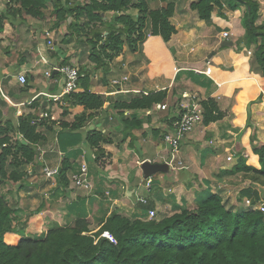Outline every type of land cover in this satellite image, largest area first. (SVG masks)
Returning <instances> with one entry per match:
<instances>
[{
  "label": "crops",
  "instance_id": "crops-1",
  "mask_svg": "<svg viewBox=\"0 0 264 264\" xmlns=\"http://www.w3.org/2000/svg\"><path fill=\"white\" fill-rule=\"evenodd\" d=\"M254 1L259 5L256 25L262 24L264 0ZM218 11L211 15V23L222 30L215 36L217 44L205 45L203 40L198 44L208 51L206 56H195L190 53L191 49L187 51V34L183 38L178 32L166 44L159 38L149 37L139 52L127 55L125 51L108 61L106 74L102 69L94 70L87 47H81L73 37L69 39V34L66 36V23L58 29L53 28L50 34L41 27L36 28L41 32L40 40L28 29L18 32L13 30V24L3 25L0 34V125L9 122V126L15 128L20 117L30 115L31 124H43L37 127V132L46 138L38 147L35 162L26 167L28 176L14 184L18 189L6 193L13 202L16 224L23 221L16 228L23 233L33 232L37 225V229H48L53 224L65 226L84 218L89 230L97 231L100 222L113 212L138 219H148L150 210L156 216L172 214L174 206H187L188 203L194 208L195 200L207 191L218 193L227 207L234 210H246L250 206L249 199L241 197L240 192L250 187L251 181L243 182L244 174L231 170L240 156L247 158V165L259 167L250 139L254 137L258 145L264 143V90L262 78L249 66V57L237 54L233 47L218 49V42H225L223 32L231 34L232 26L241 28V18L238 19L243 15L241 7L236 12L221 10L224 19L219 17ZM10 33L12 37L8 36ZM46 33L49 37L44 36ZM63 33V47L55 46L53 39ZM49 38L52 42L47 46L45 41ZM25 46L29 49L22 48ZM64 65L74 66L80 72L87 71L90 78L87 90L111 102L159 91L167 92L166 100L149 112L124 111V117L120 111H113L107 102L79 129L70 131L67 127L83 108L71 106L66 95L55 102L42 95L61 94L64 79L54 69ZM209 69L210 73L206 74ZM48 73L50 76L46 75ZM20 75L26 78L24 85L18 82ZM123 77H127L125 83L111 84ZM83 91L81 86L76 93ZM184 94L199 102L214 100L222 118L206 126L203 123L196 126L181 142L179 150L172 152L164 145L162 137L172 129L173 119L182 110L185 112L188 100L183 98ZM260 95L261 102L253 103ZM162 105L166 106L164 110L157 109ZM248 108L250 127H246ZM42 112L48 117L40 120ZM133 115L141 121V128L129 133L130 127L121 120ZM91 130L102 132L110 140L100 145L104 155L98 162L92 161L95 149L86 139ZM11 139L25 140L19 133L11 134ZM227 157H231L230 162ZM143 162L167 164L168 170L145 179L140 168ZM65 163L71 167L66 173L67 183H58L59 174L58 178L42 176L44 165L58 168L60 172ZM81 163H86L88 168L92 186L89 191L77 188L70 180L71 174L78 173ZM138 199H145L147 203H139Z\"/></svg>",
  "mask_w": 264,
  "mask_h": 264
},
{
  "label": "trees",
  "instance_id": "trees-1",
  "mask_svg": "<svg viewBox=\"0 0 264 264\" xmlns=\"http://www.w3.org/2000/svg\"><path fill=\"white\" fill-rule=\"evenodd\" d=\"M157 1L7 0L5 9L0 11V34L4 23H13L12 18L27 16L41 19L43 10L50 8L54 16L53 28L58 29L66 23L69 39L73 37L81 47H87L94 70L102 69L106 74L108 61L122 54L124 46L129 52L136 53L149 37L159 38L166 44L176 33L170 22L174 4L160 7ZM221 1L195 0L190 4V10L195 11L201 21L208 22L214 7H217L219 17L224 19ZM229 2L232 12L239 11L240 6L245 7L242 18L247 30L246 42L255 47L249 66L262 78L264 90V24L256 25L259 5L254 0ZM13 4L17 7L13 8ZM152 4L156 6L152 8ZM129 10L137 13L128 14ZM110 13L116 14L114 22L106 20ZM70 18L71 22L68 21ZM232 47L237 54L242 53L239 45ZM229 48L222 46L221 50ZM255 66L258 71H255ZM79 73L82 77L78 87H84V91L65 97L71 106L83 108L73 123L65 126L70 131L79 129L87 118L93 117V112L101 111L107 102L113 111H120L123 116L124 111L134 114L149 112L166 100L167 92L159 91L147 95L139 93L129 100L111 102L105 96L89 92L88 72L81 70ZM261 100L262 95L253 103ZM200 105L203 125L222 118L214 100L201 101ZM248 110L246 127L251 126ZM123 117L121 121L130 127L129 133L141 128V121L134 115L128 119ZM32 119L30 115L20 117L15 128L10 127L9 122L5 126L0 125V264H264V211L254 208L261 202L264 206L263 192L254 189L257 185L264 187V143L256 144L254 137L250 143L259 167L247 165V158L240 156L231 170L232 173L249 176L251 181L250 187L240 192L241 197L249 199L250 206L246 210L227 207L218 193L207 191L195 200L192 210L183 204L174 206L169 216L148 220L147 217L127 218L113 212L100 222L97 231L89 230L86 220L78 218L70 225L53 224L48 229H37V225L31 235L22 237L23 230L16 228L15 211L2 195V189L5 182L16 184L28 176L26 166L35 162L38 147L46 141L37 132V127L43 124H31ZM15 133L21 134L25 140L12 141L11 134ZM86 139L88 145L95 149L92 161L98 162L104 155L100 145L108 144L110 140L95 130L87 132ZM69 169L70 165L65 163L59 172V184L68 182L66 173Z\"/></svg>",
  "mask_w": 264,
  "mask_h": 264
},
{
  "label": "rangeland",
  "instance_id": "rangeland-1",
  "mask_svg": "<svg viewBox=\"0 0 264 264\" xmlns=\"http://www.w3.org/2000/svg\"><path fill=\"white\" fill-rule=\"evenodd\" d=\"M6 1L7 0H0V11H2L3 9H5V5H6ZM80 2H82V0H80ZM192 2H195V0H164V1H161V0H158L157 1V6H160V7H165L166 4H169V3H173L175 8H174V14L173 16L171 17L170 19V22L171 24L175 27L176 29V33L174 34V36L177 35V33L181 32L182 35H183V38L185 36V34H187V38H186V43H187V51H189L191 49V54H194L195 56L200 54V55H204L205 56L208 54V51H206L205 49L202 50L201 47L199 46L198 47V44L200 43V40L205 43H215L217 41V39L215 38V36H218L219 33L222 32V30H217L216 26L214 24H212V20L210 19V21L206 22V21H201L198 16H197V13L195 11H192L190 10V4ZM223 4V9L224 11H229L230 10V7H229V0H223L221 2ZM17 7V5L13 4L12 7ZM156 5L152 4L151 7L154 8ZM241 7V12L244 13L245 11V7L243 6H240ZM217 7H214V10L213 12H217ZM51 9L50 8H46L45 10H43V18H38V19H32L30 17H27V16H21L19 18H12L11 20H13L12 22L13 23H10V24H13L12 25V28L13 30L15 31H18L20 32L21 29H28L27 31L30 32L32 31L33 35L38 36V39L40 40V34L41 32L39 33L38 30H36V28L38 27H41L43 30H45L46 32H48L50 34V31H53V25H54V16L50 13ZM212 12V14H213ZM128 14H135L137 13L136 10H129L127 12ZM243 17V16H242ZM242 17H239L238 19H240V23H239V26L241 27L240 29L239 28H234L233 26L230 28V31H231V34L229 33V37L228 39L234 43L233 46H237V45H240L242 44L243 42V45L241 46L242 47V53L246 56V57H249L251 60L253 59V56H254V52H255V47L252 46V45H247V42H246V39H247V30L243 24V18ZM116 19V14H113V13H110L108 14V16L106 17V20L110 21V22H114ZM69 22L72 21V18H70L68 20ZM5 24V23H4ZM264 24V23H262ZM66 24H64V27H65ZM258 25H261L260 24H257ZM67 26V25H66ZM4 30V29H3ZM242 31V32H241ZM65 32V31H64ZM58 31L55 33L57 34ZM2 34V33H1ZM11 35H8L10 37L13 36V33H10ZM47 34V33H46ZM46 34L44 36H46ZM68 31L66 32V36H68ZM243 34V35H242ZM64 33L58 37L55 36V38L53 39L54 40V45L57 46V47H63V43H62V37H64ZM22 39H24L23 37H21ZM245 40V41H244ZM49 41L52 42V40H50L49 38ZM49 41H45V43L47 44V46L49 45L48 42ZM243 41V42H242ZM223 41H219L218 42V45L219 48L218 49H221L222 46H221V43ZM217 44V43H215ZM206 45V44H205ZM198 47V48H197ZM22 48H28L29 49V46H25V47H22ZM232 48V47H230ZM229 48V49H230ZM233 50H235V48H232ZM22 50V49H21ZM249 50V51H247ZM126 51L127 55H131L130 52L127 50V47L124 46V49H123V52L122 54ZM246 52H250V54L246 53ZM250 59H249V62H250ZM74 67V66H72ZM75 68V67H74ZM252 71L254 72V70L252 69ZM255 71H258V68L255 66ZM29 166V165H27ZM26 166V167H27ZM42 174V172H41ZM43 176V174H42ZM243 176V175H242ZM246 180L250 181L249 179V176H244L243 177V182H245ZM248 183V182H246ZM238 185H243L242 182H238ZM246 186V185H245ZM244 186V187H245ZM259 193L263 192L264 194V187L260 185V187L257 185L255 187ZM18 188L15 187V185L12 183V182H5V185L3 186V189H2V195L4 197H6V193L7 192H13V190H16ZM6 201H10L9 200V197L7 196L6 197ZM187 202V201H186ZM13 202H8V204L10 205V207L13 209V205L11 204ZM262 202L261 203H258L254 206L255 209H258L260 210V208L262 207ZM187 208L189 210H192L193 209V206L192 205H189L187 203ZM171 214H167V215H158L155 216L156 218H160V217H163V216H169ZM154 217V218H155ZM23 223V221L21 222ZM21 223L18 224L19 227L21 226ZM18 229V228H17ZM27 230V229H26ZM91 230H93L91 228ZM33 232H30L29 230L25 231L23 234H22V237L23 236H27V235H31Z\"/></svg>",
  "mask_w": 264,
  "mask_h": 264
},
{
  "label": "built area",
  "instance_id": "built-area-1",
  "mask_svg": "<svg viewBox=\"0 0 264 264\" xmlns=\"http://www.w3.org/2000/svg\"><path fill=\"white\" fill-rule=\"evenodd\" d=\"M46 36L49 37V34L47 33ZM228 37L229 33L223 32L222 38L224 40H228ZM48 44L51 45V42H48ZM248 54H250V52H248ZM206 64H208V62H206ZM54 70L64 79L63 90L60 95H42L55 102L58 101L64 95L76 93L78 91V81L82 77V75H80L78 69L71 66L64 65L57 67ZM46 75L50 76L49 73ZM126 81L127 77H123L120 80H113L111 84L113 86H118L122 83H125ZM18 82L21 85H24L26 83V78L23 75H20L18 76ZM183 98L188 100L187 106L185 107V112L183 111L177 117H175V119H177L175 121L173 120L172 129L169 132L165 133L162 137V142L172 152H177L179 150L181 142H183L186 136L190 134L197 125L202 123V108L199 104V101L195 97H190L186 94L183 95ZM165 108L166 106L162 105L158 106L157 109L164 110ZM47 117L48 114L46 112H42L39 116V119L41 120ZM226 159L228 162L231 161V157H227ZM41 172L45 178H54L59 174V169L51 168L49 166L44 165L41 169ZM70 180L77 188H81L87 191L91 190L92 188L91 183L88 179V168L86 163L80 164L78 173L71 174ZM148 186L149 182H147V187ZM138 202L146 204L145 199H138ZM260 211H264V206L260 208ZM155 216L156 214L154 211H148V220L153 219Z\"/></svg>",
  "mask_w": 264,
  "mask_h": 264
},
{
  "label": "water",
  "instance_id": "water-1",
  "mask_svg": "<svg viewBox=\"0 0 264 264\" xmlns=\"http://www.w3.org/2000/svg\"><path fill=\"white\" fill-rule=\"evenodd\" d=\"M222 46L232 47L233 42L225 41L222 43ZM140 168H141L144 178L147 179L156 173H165L168 170V165L167 164H152L149 162H143Z\"/></svg>",
  "mask_w": 264,
  "mask_h": 264
},
{
  "label": "clouds",
  "instance_id": "clouds-1",
  "mask_svg": "<svg viewBox=\"0 0 264 264\" xmlns=\"http://www.w3.org/2000/svg\"><path fill=\"white\" fill-rule=\"evenodd\" d=\"M224 40V39H223ZM225 41H229V39L228 40H225ZM208 65V64H207ZM208 72L206 71V74H207ZM145 95V94H144ZM199 104H200V102H199ZM201 106V105H200ZM158 107V106H157ZM202 114H203V110H202ZM202 122H203V116H202ZM202 124V123H201ZM200 125V124H199ZM198 126V125H197ZM195 129V128H194Z\"/></svg>",
  "mask_w": 264,
  "mask_h": 264
}]
</instances>
